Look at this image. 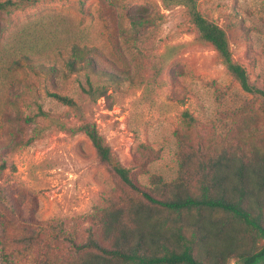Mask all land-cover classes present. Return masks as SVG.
I'll return each instance as SVG.
<instances>
[{"label":"rangeland","instance_id":"obj_1","mask_svg":"<svg viewBox=\"0 0 264 264\" xmlns=\"http://www.w3.org/2000/svg\"><path fill=\"white\" fill-rule=\"evenodd\" d=\"M198 8L226 29L234 59L253 84L264 88V0H198ZM131 15L148 22H134ZM0 25V186L43 225L42 246L54 237L48 225L62 228L78 243L92 236L112 248L106 220L120 208L122 219L131 226L138 219L145 229V219L162 223L166 217L168 236L173 222L195 225V217L169 213L143 192L161 199L177 190L194 192L204 168L212 175L228 172L230 184L237 179L231 169L240 165L245 179L264 175V101L243 90L214 48L198 38L182 4L39 0L2 13ZM74 43L98 46L117 73L116 80L97 81L107 93L96 102L80 87L87 86L85 75L67 68ZM26 54L32 67H14L25 62ZM50 92L67 95L83 107L85 118L96 123L118 161L130 169L138 190L99 160L85 133L67 130L78 127L80 118ZM189 151L197 154L196 160H186ZM248 184L246 206L253 215L259 210L264 214V187ZM204 212L212 214V234L200 241L196 254L213 258L224 253L226 263L234 264L240 251L264 242L244 223L229 220L228 213ZM225 218L228 222H221ZM17 225L0 203V232H19L30 224ZM186 225L189 234L191 226ZM54 244L50 242V253L59 260L78 256L68 243ZM2 247L8 252L22 245L0 239V264L32 261L8 262Z\"/></svg>","mask_w":264,"mask_h":264},{"label":"trees","instance_id":"obj_2","mask_svg":"<svg viewBox=\"0 0 264 264\" xmlns=\"http://www.w3.org/2000/svg\"><path fill=\"white\" fill-rule=\"evenodd\" d=\"M37 1L39 0L1 1L0 15L23 9ZM162 1H175L182 4L196 28L198 38L214 48L223 65L238 81L243 90L260 96L264 101V88L253 84L249 79L246 68L234 59L226 29L200 12L198 0ZM131 17L134 18V22L139 24L148 22V19L143 16L131 15ZM2 33L3 27L0 25V37ZM22 61L25 62L17 61L14 67L25 65L32 67L29 55H24ZM66 65L70 72L85 75L87 86L81 83L80 87L83 93L93 102H96L98 98L107 93L106 87L97 83L99 79L116 80L118 78L116 71L110 68L111 63L106 55L96 45L72 44ZM52 70L54 71L53 68ZM47 72L51 73V70L48 69ZM50 95L62 104L72 108L80 118L81 123L78 127L68 128L67 130L85 133L91 141L99 160L110 166L123 183L134 190H138L139 188L132 181L130 169L118 161L111 147L98 131L96 123L85 118L83 107L67 95L58 92H50ZM40 112L42 115L45 114L44 111ZM188 153L191 155L186 157V160H190L192 157L196 160V157H198L194 151ZM207 164H209V170V167H212V158ZM1 166L5 167V162ZM203 167L204 163L201 165V168ZM243 169L242 165L235 170L231 169L230 172L233 171L232 174L237 179L233 184H230V174L228 172L220 171L212 175L210 170L208 173L207 169L204 168L203 172L196 177L198 186L194 192L177 190L169 199L156 198L148 192H143L145 199L160 208L166 209L169 213L175 212L178 216L185 214L195 217L197 221L195 225L186 222L181 224L173 222L174 225L172 224L173 227L171 228L173 234L171 233L168 236L164 234L166 231L164 224L167 220L166 217L165 221L159 223L148 219L144 215L147 218L145 219L147 222H144L146 226H149L148 229H145V225L142 223V226L138 219L135 226H131L128 221L122 219L121 208L111 213L108 220H106L107 237L113 240L112 248L102 246L92 236L86 242L78 243L71 234L63 231L62 228L47 225L48 232L54 236L53 241L50 242L55 243V246L58 242L68 243L69 247L78 254L75 258L63 260H59L57 254L50 253V242L47 241L42 246L43 233H40V230L43 225L35 219L31 212L23 211L17 200L8 195L5 189L0 186V203L8 207L18 225L23 222L30 224L24 225L25 227L20 228L19 232L15 229H11L13 233L0 232V239L22 245L21 248L14 247L8 252L2 247V257L8 262L12 258H20V260L24 259L25 261L30 259L32 261L29 264H228L225 261L224 253L216 254L212 258V256H208V253L207 255L196 254V246L199 247L200 241L212 234V214L207 217L204 211L226 212L229 214V220L244 223L247 229L250 228L255 232V235L264 238L263 211L259 210L256 215H253L245 203L246 195L251 190L248 182L264 187V175L257 173L256 181L248 180L245 179ZM180 184L183 185V183ZM134 213L138 216L142 215L139 209H136ZM221 222H228V220L225 218ZM186 224L191 226L189 234L183 229ZM35 226H39V230ZM167 229H170V226ZM9 237L11 240L8 239ZM172 237L174 238L172 239ZM237 258L238 261L234 264H264V242L260 245L256 244L255 247L243 249L238 253ZM62 261L64 262L61 263Z\"/></svg>","mask_w":264,"mask_h":264}]
</instances>
